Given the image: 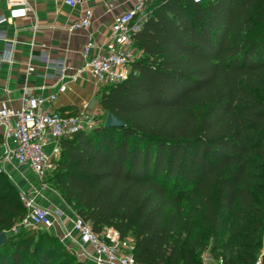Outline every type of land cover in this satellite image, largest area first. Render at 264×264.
Instances as JSON below:
<instances>
[{
	"label": "trees",
	"instance_id": "1",
	"mask_svg": "<svg viewBox=\"0 0 264 264\" xmlns=\"http://www.w3.org/2000/svg\"><path fill=\"white\" fill-rule=\"evenodd\" d=\"M147 4L128 78L99 91L124 125L62 139L45 182L95 232L131 236L136 264H201L208 238L218 264H264V0ZM25 212L0 174V264H84L55 235L10 233Z\"/></svg>",
	"mask_w": 264,
	"mask_h": 264
},
{
	"label": "built area",
	"instance_id": "2",
	"mask_svg": "<svg viewBox=\"0 0 264 264\" xmlns=\"http://www.w3.org/2000/svg\"><path fill=\"white\" fill-rule=\"evenodd\" d=\"M64 3L76 8L84 0H63ZM150 0H135L134 8L116 16L112 23V31L105 47H100L89 41L82 48L84 70L94 76L102 86L120 83L127 79L131 72V63L141 52L133 45L132 35L142 21L140 13L145 3ZM201 2L204 0H194ZM7 14L11 18L25 16L31 11L29 0H4ZM93 16L92 9H85L69 26L70 32L88 28ZM6 20L0 14V24ZM0 40H5V34L0 29ZM94 49H97L93 52ZM101 50H104V54ZM13 46L10 44L0 53V62L6 56L12 55ZM44 60V58H42ZM53 65L59 79H63L67 71L64 61L56 60ZM67 89L65 83L58 87L57 92L48 96L34 94L30 89H24L23 105L20 109L11 107L0 108V125L3 128L2 138L5 145L4 156L0 158V174L7 176L5 165L14 162L19 166L31 169L46 186L47 173L53 170L55 162L60 157V142L73 136L79 131L90 130L94 126L93 115L88 112L63 113L52 105L58 93ZM13 146L9 147L8 142ZM47 147H50L48 150ZM26 208L23 218L18 220L10 229L14 234L20 227H33L52 230L63 225L62 213L59 210H49L37 205L32 198L22 194ZM71 231L62 232L61 241L67 240L74 246L72 231L81 234L84 241L94 248L92 264H136L133 249L134 239L131 236L122 237L114 227H105L101 232H95L90 222L73 213ZM83 253V250L81 249ZM201 264H218L209 251L201 253ZM259 264V262H257Z\"/></svg>",
	"mask_w": 264,
	"mask_h": 264
},
{
	"label": "crops",
	"instance_id": "3",
	"mask_svg": "<svg viewBox=\"0 0 264 264\" xmlns=\"http://www.w3.org/2000/svg\"><path fill=\"white\" fill-rule=\"evenodd\" d=\"M29 1V13L11 18L7 14L4 0H0V14L6 16V20L0 24V29L5 34V40H0V53L10 44L13 46L12 55H7L5 61L0 62V108L20 109L26 88L34 94L48 96L57 92L58 87L65 83L66 91L59 92L52 105L56 110L75 107L77 111H97L101 105L96 96H100L99 91L103 86L83 69L85 62L81 54L82 48L89 41L105 47L111 35L114 18L134 8L135 0H84L74 9L67 6L63 0ZM88 8L93 11L91 25L70 32V24ZM101 51L104 54L105 51ZM56 60L64 61L67 66L63 79L58 78L51 64ZM93 99L94 105L89 108ZM2 132L0 125V158L4 156L5 151ZM8 145L12 147L13 143L9 141ZM5 170L7 177L22 194L32 198L39 206L62 213L63 225L50 230L54 235L61 240L65 229L71 231L72 211L61 197L49 187L42 186L31 169L16 165L12 161L5 165ZM71 235L74 246L67 240L62 242L72 249L78 260L84 264H92V245L84 241L77 231H72Z\"/></svg>",
	"mask_w": 264,
	"mask_h": 264
},
{
	"label": "rangeland",
	"instance_id": "4",
	"mask_svg": "<svg viewBox=\"0 0 264 264\" xmlns=\"http://www.w3.org/2000/svg\"><path fill=\"white\" fill-rule=\"evenodd\" d=\"M147 7H148V4L145 5V8H144L143 11L140 13V16L142 17V19H143V18L147 15V13H148ZM258 30H259V28H258L255 32H253V34H254V35L257 34V31H258ZM139 56H140V55H139L137 52H135L134 57L137 58V57H139ZM96 99H97V101H99L100 96L97 95V96H96ZM89 114H90V115H93V118H94V126H93V127H95V126H97V125H102V126H104V124H105V120H106V117H107V112H106L105 110H103V109L101 108V106H100V107L98 106L97 111H93V112L90 111ZM255 171H257V172H259V171H263V172H264V170H260V169H256ZM45 181H46V179H45ZM46 186L49 187L50 190H52L55 194H57L58 197H61L60 192H59V190L57 189V187H56L55 185H49L48 183H46ZM66 205H67V204H66ZM68 208H69V206H68ZM69 210H71L72 213H73V210H72V209L69 208ZM224 220H225V219H224ZM225 221H227L228 224L231 223V221H230L228 218H226ZM26 229H31V230H34L35 232H38V233H41V232H47V233H50V234L54 235L53 232L50 231V230L39 229V228H33V227H27ZM228 232H229V231H223V230H221L217 235L219 236V239H220L221 241H223V240L227 237V233H228ZM55 236H56V235H55ZM56 237H58V236H56ZM58 239H59V237H58ZM60 241H61V240H60ZM61 242H62V241H61ZM62 243H63V242H62ZM63 244H64V243H63ZM212 244H213V240H212V238H208V240H207L206 243H205V246H204L203 249H202V253L205 252V251H209V252H211ZM64 245H65V244H64ZM65 247L70 251V253H74V252L72 251V249L68 248L66 245H65ZM262 253H263V250H262L261 253L259 252V254H258V259H257V261L259 262V264H260L261 254H262ZM212 254H213V253H212ZM213 256H214V254H213ZM214 259H215L216 261H219V259H217V258H215V257H214Z\"/></svg>",
	"mask_w": 264,
	"mask_h": 264
},
{
	"label": "water",
	"instance_id": "5",
	"mask_svg": "<svg viewBox=\"0 0 264 264\" xmlns=\"http://www.w3.org/2000/svg\"><path fill=\"white\" fill-rule=\"evenodd\" d=\"M95 99H93L89 105V108H92L94 105ZM124 123L116 118L112 113H107V117L105 120V127H122ZM7 239V234L5 232L0 234V245L4 243Z\"/></svg>",
	"mask_w": 264,
	"mask_h": 264
}]
</instances>
